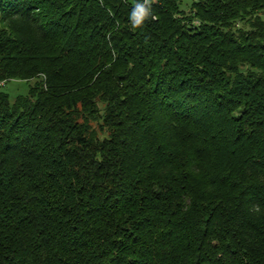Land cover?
Listing matches in <instances>:
<instances>
[{
	"label": "trees",
	"instance_id": "16d2710c",
	"mask_svg": "<svg viewBox=\"0 0 264 264\" xmlns=\"http://www.w3.org/2000/svg\"><path fill=\"white\" fill-rule=\"evenodd\" d=\"M133 3L0 0V264H264V0Z\"/></svg>",
	"mask_w": 264,
	"mask_h": 264
},
{
	"label": "clouds",
	"instance_id": "9594fccd",
	"mask_svg": "<svg viewBox=\"0 0 264 264\" xmlns=\"http://www.w3.org/2000/svg\"><path fill=\"white\" fill-rule=\"evenodd\" d=\"M154 0H134L129 20L133 28H142L146 21L154 18L152 14V5Z\"/></svg>",
	"mask_w": 264,
	"mask_h": 264
},
{
	"label": "rangeland",
	"instance_id": "374dc122",
	"mask_svg": "<svg viewBox=\"0 0 264 264\" xmlns=\"http://www.w3.org/2000/svg\"><path fill=\"white\" fill-rule=\"evenodd\" d=\"M261 18L264 20V13L261 14ZM3 88L8 92L10 98H12L17 94H25L28 85L25 82L11 80L8 81Z\"/></svg>",
	"mask_w": 264,
	"mask_h": 264
},
{
	"label": "built area",
	"instance_id": "2783aa9c",
	"mask_svg": "<svg viewBox=\"0 0 264 264\" xmlns=\"http://www.w3.org/2000/svg\"><path fill=\"white\" fill-rule=\"evenodd\" d=\"M3 84H4V81H3V80L0 81V87H1Z\"/></svg>",
	"mask_w": 264,
	"mask_h": 264
}]
</instances>
